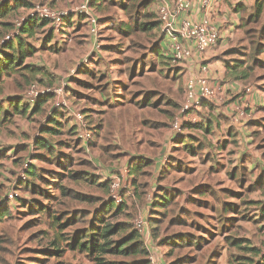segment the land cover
I'll use <instances>...</instances> for the list:
<instances>
[{
  "label": "rangeland",
  "instance_id": "obj_1",
  "mask_svg": "<svg viewBox=\"0 0 264 264\" xmlns=\"http://www.w3.org/2000/svg\"><path fill=\"white\" fill-rule=\"evenodd\" d=\"M24 1L32 9L0 18L13 24L9 30L0 27V54L4 40H12L22 18L40 5L68 12L69 21L25 38L38 49L25 66L43 68L39 75L21 70L0 77V264H99L97 257L117 264H236L241 250L231 245L234 239H248L264 252V218L253 205L264 203L263 106L246 104L248 120L260 124L253 142L244 130L238 142L221 150L224 132L217 127L212 133L215 111L222 114L219 107L226 110L239 98L237 84L264 94V53L256 51L258 44L264 50V14L255 22L254 2L238 15L242 26L232 23L225 42L220 40L207 56L197 55L208 58L220 85L234 83V89L205 102L207 108L185 112L188 80L196 79L201 68L190 74L173 59L152 53L167 55L170 48L159 13L168 0H103L91 15L78 10L87 0ZM142 23L150 30H139ZM52 28L57 33L47 40ZM237 60L253 68L247 81L229 76ZM176 69L185 71L181 75ZM40 99L45 101L36 113L18 115L9 106L17 101L33 110ZM210 104L217 109L211 112ZM52 118L58 126L49 124ZM176 122L181 132L174 129ZM45 127L58 131L44 133ZM83 131L91 134L86 141ZM184 137L188 140L182 143ZM37 139L53 145L54 152L37 148ZM141 158L153 164L134 176L129 165ZM28 165L36 178H25ZM107 180L111 189L121 181L124 203L116 202L104 214L108 224L123 227L112 240L136 230L135 219L142 217L150 232L148 247L142 239L147 254L103 255L76 244V239L79 245L90 240V225L112 194L101 186ZM162 193L169 202L153 207ZM226 204L237 208L225 211ZM169 239L176 243L160 242Z\"/></svg>",
  "mask_w": 264,
  "mask_h": 264
},
{
  "label": "trees",
  "instance_id": "obj_2",
  "mask_svg": "<svg viewBox=\"0 0 264 264\" xmlns=\"http://www.w3.org/2000/svg\"><path fill=\"white\" fill-rule=\"evenodd\" d=\"M89 1V7H90V11H93L94 13V9L98 8L99 9V5H101L103 3V0H88ZM151 4V2L148 4V6ZM27 8V9H32V5L30 3H27L24 0H1L0 1V18L1 20H4V18L14 14L19 8ZM255 14H254V18L256 19L255 22H260L263 18V14H264V1L262 2H258L256 4L255 7ZM68 19V16L63 18V20ZM159 26V23H157ZM163 24L162 21L160 22V25ZM11 25H13L10 22H6V23H0V27H4V29H10ZM53 25L52 21H49L48 19H41L39 17H37L35 14L34 15H29L26 17L22 18V25L17 28L18 33H16V35L12 38V40H4L3 42V47L1 50V54L0 56H2V58H0V62L3 63L4 67L0 68V76L3 74L4 70H7V75L10 76V74L12 75L13 73H16L18 71V69H23L24 71L27 70L26 72L29 73L30 75H39L42 71L43 68L40 67H35L33 65H28L25 67V61L27 60V58H30L32 56H34V49L26 43V41L24 40V36L26 37H33L34 33L37 30H45L46 27ZM137 25V22H136ZM127 26V25H126ZM139 30L141 31H148L151 28L150 24H139ZM157 28L158 26L155 25ZM128 29H130L127 26ZM53 33V32H52ZM52 33L48 36V38L50 36H52ZM262 36L264 37V30L262 32ZM166 36H164L165 39ZM164 41V40H163ZM160 46L162 48L163 46V42L160 43ZM260 44L257 45L256 47V51L260 52V53H264L263 51H260ZM264 48V47H263ZM262 50V49H261ZM153 54H157L159 57H165L167 60L171 61V58H169L167 55L165 54H160V52H156L155 50L152 51ZM238 61V63H237ZM236 62H234L235 64H233L231 66V70L232 72V76L236 79V80H246L249 78V74L251 73V71H253V68L251 67H246L245 63H243L242 61L240 62L239 60H237ZM255 62H257L255 60ZM22 67V68H20ZM245 68V69H244ZM247 68V69H246ZM176 71H179V73L182 75L181 71L182 69H176ZM42 98V97H40ZM45 99L42 100L40 99V102L38 103V105L35 106V108L33 110H30L29 106H27L25 103L20 104L17 101H12L11 105L14 106V112L16 114L19 115H23L26 113H29L31 111H33L34 113L39 111V107L44 103ZM205 103H202V105H204ZM2 110V109H1ZM0 110V111H1ZM6 114H8V112H6ZM49 124H53L54 126H58L57 120L52 118ZM189 124V123H186ZM189 126V125H188ZM191 127V126H190ZM199 128H202L203 130H205V132H208L209 128L208 127H203L200 126ZM42 131L44 133H54L57 132V129H54L53 127H45L42 129ZM180 135L179 137H177L176 140L181 139ZM185 137L182 138V143L185 142ZM35 145L37 148L42 149V150H47V152H54L55 147L53 145H49L48 143H45V140H39L37 139L35 141ZM139 158H137L138 160ZM134 160L130 163L129 168L131 169L132 175H137L140 171L141 168L143 167H151L152 166V162L149 160H146L144 158H141L139 160V162L133 166ZM29 163H26V165ZM36 178L37 177V172L34 168L33 165H28V167L25 169V178L26 179H30V178ZM25 183V181H24ZM102 187L105 188H110L111 191V182L110 181H105L102 185ZM109 190V189H108ZM163 194V193H162ZM158 195L159 197L155 198L153 207H161L164 206L167 202H169L168 196H165V194L163 195ZM13 199H18L17 195L15 197H13ZM116 201L112 198V196H109L108 200L106 202H104V204L102 205V210L98 211L97 214L95 215V223H92L90 226H92V229L89 234L87 235L90 240L87 242H84L83 244L79 245V239H76V244H78V247L88 250L89 252H101L103 253V255L105 254H113V255H126V256H130V255H137L139 253H144L147 254V251L145 249H143V241H142V237L139 234L138 231L136 230H132V232L122 238L119 241H114L112 240L113 236L119 234L120 232L123 231V227L122 225H110L108 224V222L105 220L104 214H109L111 213L110 211L114 209L115 205H116ZM124 203H122L123 205ZM258 206V209L261 212V217L264 218V203H258L256 204ZM227 206V204H226ZM229 207H231V209H236L237 206L236 204H228ZM119 210V208H118ZM7 212V211H6ZM6 214V213H3ZM156 221V219H154ZM87 237V238H88ZM169 241L168 243H165L164 240H161V244L162 245H166L169 244L170 242H172L173 244H175L176 242L172 239L167 240ZM103 242V244L101 245L100 243ZM75 244V248L76 245ZM243 244L242 240H237L234 239L233 240V246H237L240 249H244V250H248V251H254L257 253V255L259 256V261L255 262V264H264V252H261L257 249H255L254 247H241ZM111 246H113V248H111ZM256 250V251H255ZM97 262L99 264H117L116 262H105L103 261V259L97 257L96 258Z\"/></svg>",
  "mask_w": 264,
  "mask_h": 264
},
{
  "label": "crops",
  "instance_id": "obj_3",
  "mask_svg": "<svg viewBox=\"0 0 264 264\" xmlns=\"http://www.w3.org/2000/svg\"><path fill=\"white\" fill-rule=\"evenodd\" d=\"M262 1H264V0H210L208 8L204 9L200 4L201 1L195 0L192 4L191 10L188 11L187 13H185V12L182 13L180 18H183L187 15H189V16L193 17L194 19H197V20H201L205 16L209 17L220 27V32H221V39L220 40L225 42V39L229 36V34L231 32H233L232 23H236L235 26H237V25L242 26L241 24H239V18H238V15H240L241 11H243L245 8L249 9V7L252 6L253 2H254L253 7H256V4L258 2H262ZM165 2L168 3L172 9H174L177 6L178 0H168ZM229 9H231V15H230V18L227 20V16H228L227 13L230 11ZM240 20L242 21L243 18H241ZM65 21H69V20L66 19ZM223 22H225L224 25H222ZM235 26H234V28H235ZM48 27H50V26H48ZM46 28H45V30H46ZM37 31H39V30H37ZM52 32H53L52 36L47 38V40H49L50 38L54 39V33L55 32L57 33V30L53 29ZM23 38L25 40V38H28V37L24 36ZM220 40H219V42H220ZM33 49H34V56H35L38 52V49L37 48L36 49L33 48ZM211 50H209L205 55L207 56ZM34 56H32V57H34ZM196 56L195 57L193 56V58H191L189 61H187V63L185 65H181V66L182 67L185 66L184 69L185 70L187 69L190 74L196 69H197L196 71H199V69L201 68V72H200L199 76L196 77V79H200V77L206 78L208 80V82L210 83V85L215 87V89H217L219 91V93L220 92L221 93L222 92L227 93V92L234 89V87H235L234 83L229 84V85L227 84L229 87L228 86L223 87L222 85H220V83L218 82L219 80L217 79V76L213 75V73L211 72L210 66L207 65V62H209V60L206 56L204 59H202V58L200 59L198 56L197 57ZM0 57L2 58V56H0ZM1 67L2 68L4 67L2 62H0V68ZM22 67H25V64ZM22 67H20V68H22ZM21 70H23V69H18V71L16 73H13L12 75L10 74V76L18 74L19 71H21ZM185 70H183L182 72H184ZM228 70H229V76H232L233 71L231 70V67H229ZM26 71L27 70H25L23 72H26ZM225 72H226V70H225ZM3 75H7V70L3 71V74L1 76H3ZM186 79H187V74L185 75V80ZM232 79H234V77ZM247 80L248 79L243 80V81H247ZM243 81H239V82H243ZM239 82H236V83H239ZM242 88H244V89L248 88V89L245 92V94L242 97H240L238 92H240V90ZM235 90L238 91L236 93V96H238L239 98L233 103V105L229 104L228 109H226V110L219 107L220 110H222V114L216 113V111L214 113L216 115V117H215V120H213V122L215 123V126H212V128L214 130V131L212 130V133L215 134V129L218 127L221 131L224 132V134L226 136V137H224L225 141H224L223 145L221 146V150H224L226 147L231 148L230 144L234 140L238 142L239 137L241 136V133L244 130L249 131V137L251 139V142H253V139L255 138L256 134L259 133L257 130V128L260 127L259 119L248 120L249 115L247 113H245V111H246L248 106H250L248 108H254V106H257V105L263 106L262 109H264V94H261L260 96H258L255 94V91L253 88L250 89V87H243L241 83L236 85ZM205 102H207V101H205ZM11 104L12 103H9V106H11L12 110L14 111V108H13L14 106H12ZM206 104L208 105V103H205V105H204L205 108H207ZM212 105H214V104H210L211 112L213 111V109H217V107L213 108ZM252 105H254V106H252ZM214 106H216V105H214ZM6 112H8V111L5 110L4 113H6ZM1 113H2V111H0V118H1ZM225 120L227 122L230 121V123H228V124L224 123ZM50 125H53V124H50ZM193 127L194 126H191L190 128H193ZM223 127H225V128H223ZM192 130L193 129H191L190 131H192ZM186 140H188V139H186ZM262 154L264 155V152ZM222 159H223V157H222ZM219 162H221V161L219 160ZM221 163L223 165L225 164L223 162H221ZM256 204H257V202H254L253 205H256ZM227 207H229V206L227 205L224 208L225 211L236 210V209H231V207H229V209H228ZM237 240H240V239H237ZM244 240H246V241H243V244L241 247H254L255 249L258 250V252L260 251V249L257 248L256 246H254L251 242H249L248 239H244ZM231 245L233 246V241L231 242ZM233 247L241 250V253L239 255H236L237 256L236 257L237 260L235 261L236 264H255V262L259 261V256L257 255L256 250H255L256 252H254V251H248V250L240 249L237 246H233Z\"/></svg>",
  "mask_w": 264,
  "mask_h": 264
},
{
  "label": "built area",
  "instance_id": "obj_4",
  "mask_svg": "<svg viewBox=\"0 0 264 264\" xmlns=\"http://www.w3.org/2000/svg\"><path fill=\"white\" fill-rule=\"evenodd\" d=\"M194 1L195 0H178L177 6L174 9L164 1L159 9L160 18L166 30V36L170 47L167 51V55H170L174 62L181 65H185L193 56L205 55L209 50L215 47L221 39L220 27L209 17L205 16L203 19L197 20L187 15L180 18L182 13H187L191 10ZM199 1H201L200 4L204 9L208 8L210 0ZM78 10L80 14H90L89 1L87 0ZM68 14V12L59 13L53 11L51 8L43 5L38 6L35 13L37 17L48 19L52 21L53 24H60L63 18L67 17ZM35 89L36 86H33V94L37 96L39 93L34 92ZM218 95L219 91L210 85L206 78L191 79L188 81L184 111L186 112L195 108L199 109L202 103L210 101ZM78 118L79 122L82 124V116L78 115ZM191 123L194 124L196 122L192 121ZM174 129L177 132H181L182 125L176 122L174 124ZM90 137L91 134L89 132H82L83 140ZM120 186L121 181L113 183L111 196L116 202L123 203L121 195H119L118 192ZM13 197L11 196V198ZM135 227L148 247L150 232L146 221L142 217H138L135 219ZM149 250L151 251L150 248Z\"/></svg>",
  "mask_w": 264,
  "mask_h": 264
}]
</instances>
